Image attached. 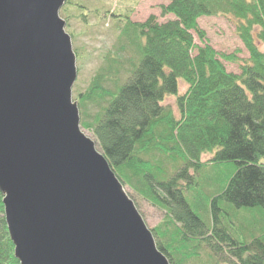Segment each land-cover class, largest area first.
<instances>
[{
    "label": "trees",
    "instance_id": "trees-1",
    "mask_svg": "<svg viewBox=\"0 0 264 264\" xmlns=\"http://www.w3.org/2000/svg\"><path fill=\"white\" fill-rule=\"evenodd\" d=\"M165 14L173 19L159 23L150 15L135 22L128 12L112 14L123 22L120 50H131L137 60L126 59L129 76L114 91L104 83L116 82L119 64L92 77L77 96L80 127L92 133L121 183L165 210L151 231L170 264L197 260L203 247L209 257L226 247L229 262L264 264V0H169L160 6ZM216 14L236 20L246 61L237 57L239 49L218 52L206 40L197 20ZM223 61L238 63V72ZM180 80L187 85L181 94ZM168 96H175L178 117L163 105ZM104 101L100 111L84 117L86 104ZM202 154L212 158L201 161ZM228 162L235 168L225 184L205 196L201 175L207 164ZM195 199L210 209L194 210ZM0 264H19L1 193Z\"/></svg>",
    "mask_w": 264,
    "mask_h": 264
},
{
    "label": "water",
    "instance_id": "water-1",
    "mask_svg": "<svg viewBox=\"0 0 264 264\" xmlns=\"http://www.w3.org/2000/svg\"><path fill=\"white\" fill-rule=\"evenodd\" d=\"M65 0H0V193L19 264H170L72 100Z\"/></svg>",
    "mask_w": 264,
    "mask_h": 264
},
{
    "label": "rangeland",
    "instance_id": "rangeland-1",
    "mask_svg": "<svg viewBox=\"0 0 264 264\" xmlns=\"http://www.w3.org/2000/svg\"><path fill=\"white\" fill-rule=\"evenodd\" d=\"M169 0H65V9L59 11V16L65 20V31L69 34L72 43V49L76 57V79L72 86V100L77 103V96L84 92L88 87L92 77L100 72L105 71L109 66H120V73L116 82L106 81L104 87L110 91H114L117 85L123 84L129 76V62L127 58L133 57L134 62L137 56L131 50H120V27L123 22L117 21L112 14L130 13L131 21L143 22L150 15H155L159 23L173 19L171 14L160 15V6L168 4ZM198 26L205 32L206 40L218 52L232 53L235 49H239L237 57L243 62L248 58V52L245 50L242 42L236 34V20L230 15H209L202 16L197 20ZM194 43L200 45V42L194 32H192ZM260 50L264 51V45L259 44ZM195 51L192 52L194 54ZM114 60V62H112ZM226 69L231 72H238V63L223 61ZM187 85L183 81L178 82L179 94L184 93ZM107 101V100H106ZM104 101L98 105L86 104L83 111L84 117L90 119L95 113L106 106ZM78 105V103H77ZM163 105L168 106L173 111L175 117H178V110L175 105V96H168L163 101ZM80 118L83 116L81 114ZM81 130L93 139L89 130ZM97 148V146H96ZM212 154H202L201 161H209ZM235 165L233 162L221 163L212 168L207 164V168L202 172L201 181L202 192L204 195H211L215 189L225 184L227 178L233 172ZM191 173H193L191 171ZM127 196L133 201L137 211L143 218L147 227L151 230L165 217V210L150 203L149 200L140 196L130 185L122 183ZM198 189V186H197ZM196 191V190H195ZM189 195V194H188ZM205 196H203L205 198ZM203 200V199H202ZM195 199L190 202L192 208L196 210L208 206L210 203ZM224 247V246H222ZM210 254L209 247H203L199 258L189 264H235L229 262L231 257L227 253L226 247L217 254ZM230 258V259H229ZM229 262V263H228Z\"/></svg>",
    "mask_w": 264,
    "mask_h": 264
}]
</instances>
